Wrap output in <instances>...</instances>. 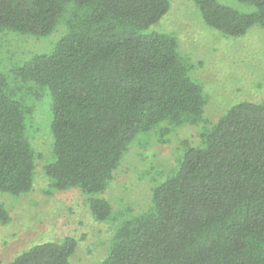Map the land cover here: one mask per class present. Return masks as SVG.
I'll list each match as a JSON object with an SVG mask.
<instances>
[{"label": "trees", "instance_id": "16d2710c", "mask_svg": "<svg viewBox=\"0 0 264 264\" xmlns=\"http://www.w3.org/2000/svg\"><path fill=\"white\" fill-rule=\"evenodd\" d=\"M193 0L202 21L232 38L264 29V0ZM171 0H0V32L47 38L52 50L0 71V192L35 184L33 105L51 99L56 191L79 189L96 221L117 225L91 264H264V101L232 104L185 142L176 166L154 182L150 207L121 220L104 194L133 142L155 129L199 126L207 97L175 35L154 30ZM10 216L0 203V223ZM73 237L36 244L7 264H75Z\"/></svg>", "mask_w": 264, "mask_h": 264}, {"label": "rangeland", "instance_id": "374dc122", "mask_svg": "<svg viewBox=\"0 0 264 264\" xmlns=\"http://www.w3.org/2000/svg\"><path fill=\"white\" fill-rule=\"evenodd\" d=\"M219 1L242 11L249 9L236 0ZM153 29L175 35L180 53L191 61V75L207 97L206 123L171 127L165 135L160 128L155 129L133 142L104 194L119 220L122 213L129 217L150 207L154 182L176 166L185 142L200 145L201 131L232 104L264 101L263 28L255 26L240 38L228 37L202 21L193 0H171L169 12ZM64 31L61 26L47 38L0 32V71L13 82L12 70L37 54L50 52ZM33 89L32 85L22 86L18 93L27 97L34 110L29 138L36 154L35 184L31 192L20 196L0 192V203L10 216L8 223H0V264L9 263L33 245L68 236L78 242L73 263L100 261L108 253L117 224L113 220L96 221L81 190L52 188L45 171L54 161L51 99L46 94L35 100L29 96Z\"/></svg>", "mask_w": 264, "mask_h": 264}]
</instances>
